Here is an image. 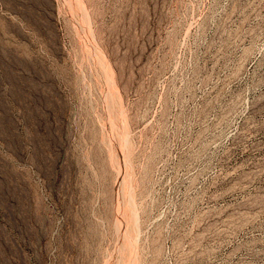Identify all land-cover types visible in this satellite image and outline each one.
<instances>
[{
  "label": "rangeland",
  "instance_id": "1",
  "mask_svg": "<svg viewBox=\"0 0 264 264\" xmlns=\"http://www.w3.org/2000/svg\"><path fill=\"white\" fill-rule=\"evenodd\" d=\"M0 264H264V0H0Z\"/></svg>",
  "mask_w": 264,
  "mask_h": 264
}]
</instances>
